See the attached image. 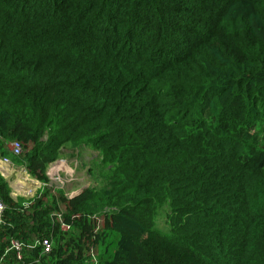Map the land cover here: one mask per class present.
Instances as JSON below:
<instances>
[{"label": "trees", "instance_id": "16d2710c", "mask_svg": "<svg viewBox=\"0 0 264 264\" xmlns=\"http://www.w3.org/2000/svg\"><path fill=\"white\" fill-rule=\"evenodd\" d=\"M12 142L42 186L96 151L102 185L23 200L0 175V264H264V0H0Z\"/></svg>", "mask_w": 264, "mask_h": 264}, {"label": "rangeland", "instance_id": "374dc122", "mask_svg": "<svg viewBox=\"0 0 264 264\" xmlns=\"http://www.w3.org/2000/svg\"><path fill=\"white\" fill-rule=\"evenodd\" d=\"M9 145L8 154H10ZM18 157L6 156L5 158L10 160V164L0 165V175L7 181L13 199H32L38 196L39 193H43V190L41 192L42 187L55 199L60 196L70 198L86 187L98 188L102 185L97 168L99 155L91 149L64 148L61 151L60 158L48 166L46 172L48 181L45 186H42V183L31 177L23 166L16 164L15 159ZM45 201H47L46 197ZM59 209L60 213L64 212L62 205ZM93 219L97 223L96 226L100 227L101 218L93 216ZM157 227L163 232L166 231L167 226L164 223L163 216L159 217Z\"/></svg>", "mask_w": 264, "mask_h": 264}, {"label": "built area", "instance_id": "2783aa9c", "mask_svg": "<svg viewBox=\"0 0 264 264\" xmlns=\"http://www.w3.org/2000/svg\"><path fill=\"white\" fill-rule=\"evenodd\" d=\"M20 149H21V148H20L19 143H17V142H13V143L11 144V151H12V154H13V155H15V156L19 155V153H20ZM1 164H3V165H9L10 162H9L8 159H2V160L0 161V165H1ZM2 211H3V205L0 203V214H1ZM65 228H66V229H65ZM61 229H65V230H67L68 227H67V226H61ZM42 246H43V251H44V253L49 252V250H50V243H48L46 240H44V241L42 242ZM10 249L15 250V251H16V258H17V259H20V249H21V244H20L17 240H11V241H10Z\"/></svg>", "mask_w": 264, "mask_h": 264}, {"label": "clouds", "instance_id": "9594fccd", "mask_svg": "<svg viewBox=\"0 0 264 264\" xmlns=\"http://www.w3.org/2000/svg\"><path fill=\"white\" fill-rule=\"evenodd\" d=\"M12 143H13V142H12ZM12 143H11V144H12ZM11 144L9 145V146H10V153H11L12 156H15V155L12 154V151H11ZM19 145H20V144H19ZM20 148H21V147H20ZM20 152H21V149H20ZM19 155H20V153H19ZM19 155H17V156H19ZM17 156H16V157H17ZM3 159H8V158H3ZM1 160H2V159H0V161H1ZM8 160H9V159H8ZM9 162H10V160H9ZM0 172H1V171H0ZM0 203H1V202H0ZM1 204H2V203H1ZM2 205H3V204H2ZM3 210H4V206H3ZM2 212H3V211H2ZM2 212H1V214H0V221H1V218H2V217H1ZM64 231H65V230H64ZM12 240H15V239H12ZM10 241H11V240H10Z\"/></svg>", "mask_w": 264, "mask_h": 264}]
</instances>
